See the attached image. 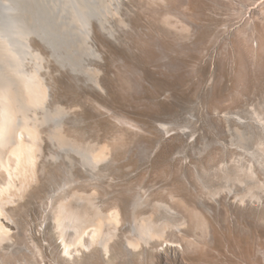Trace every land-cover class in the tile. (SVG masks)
I'll return each instance as SVG.
<instances>
[{
  "label": "rangeland",
  "instance_id": "obj_1",
  "mask_svg": "<svg viewBox=\"0 0 264 264\" xmlns=\"http://www.w3.org/2000/svg\"><path fill=\"white\" fill-rule=\"evenodd\" d=\"M111 11L88 75L28 37L44 60L26 68L62 129L40 127L0 264H264V0H120ZM90 146L101 161L79 154ZM96 212L108 217L95 242L85 218ZM149 216L184 228L150 241L133 231Z\"/></svg>",
  "mask_w": 264,
  "mask_h": 264
},
{
  "label": "bare ground",
  "instance_id": "obj_2",
  "mask_svg": "<svg viewBox=\"0 0 264 264\" xmlns=\"http://www.w3.org/2000/svg\"><path fill=\"white\" fill-rule=\"evenodd\" d=\"M119 9L120 0H0V242L8 235L3 222L7 219L6 209L13 197L22 194L42 155L40 127L51 125V135L62 129L58 120L60 111L51 108L47 88L37 69L26 68L28 62L44 60L41 49L34 47L28 37L38 40L60 66L72 73L88 75L87 61L99 59L90 40L97 28L105 29L113 14L111 10ZM78 152L93 163L103 157L102 152L91 146ZM163 209L167 215H173ZM94 216L95 219L85 218L95 226L89 235L92 241L98 239L108 217L103 219L99 212ZM109 222L118 226L117 211L111 212ZM169 224L165 221L154 224L151 217L141 218L135 222L133 231L150 241H166L168 231L178 233L184 228V224L174 227ZM76 238L81 244L82 237ZM69 245H65V250ZM102 247L107 249L106 244Z\"/></svg>",
  "mask_w": 264,
  "mask_h": 264
}]
</instances>
